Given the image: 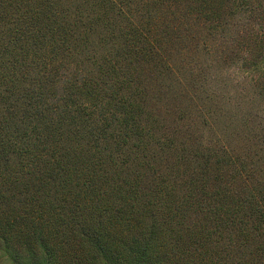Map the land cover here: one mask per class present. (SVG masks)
Listing matches in <instances>:
<instances>
[{"label":"trees","instance_id":"16d2710c","mask_svg":"<svg viewBox=\"0 0 264 264\" xmlns=\"http://www.w3.org/2000/svg\"><path fill=\"white\" fill-rule=\"evenodd\" d=\"M0 264H264V0H0Z\"/></svg>","mask_w":264,"mask_h":264}]
</instances>
